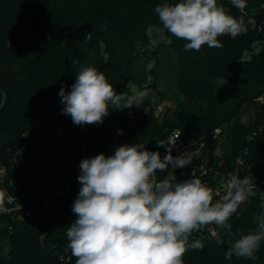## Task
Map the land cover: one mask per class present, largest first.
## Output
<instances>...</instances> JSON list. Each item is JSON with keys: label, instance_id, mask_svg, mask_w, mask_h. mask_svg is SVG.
Listing matches in <instances>:
<instances>
[{"label": "trees", "instance_id": "obj_1", "mask_svg": "<svg viewBox=\"0 0 264 264\" xmlns=\"http://www.w3.org/2000/svg\"><path fill=\"white\" fill-rule=\"evenodd\" d=\"M166 2L179 0H0V76L7 77L5 82L0 78L6 94L0 112V165L6 167V188L12 194L47 191L50 181L45 172L63 184L76 180L82 159L101 153L113 155L124 144L143 143L163 158L167 149L157 147V141L169 147L168 133L173 128L181 129L185 141L211 162L207 175L196 176L214 190V202L215 174L229 171L243 175L236 164L239 155L257 176H264V103L257 100L264 95V11L256 15L250 10L264 0H248L243 12L236 10L230 0H218L230 15H243L245 22L254 19L255 27L248 25L247 32L235 39L219 36L222 48L204 45L195 51L205 88L195 85L194 79L184 82V75L180 76L177 87L183 100L166 111L161 121L154 117L148 96L140 104L139 113L134 112L135 106L123 110L110 107L101 125L78 126L62 114L64 105L58 93L61 87L71 91L80 65L103 71L117 93L127 91L129 81L146 91L155 87L163 47L178 54L183 64L181 74L189 69L190 53L183 48L186 41L163 30L154 10ZM101 41L109 57L107 62L101 55ZM35 45L40 47L34 56L33 73L16 79L17 73L10 69ZM145 53L155 57L145 66L146 82L139 77L136 64ZM74 60L80 65L73 64ZM223 81L238 88L218 91L217 84ZM244 103L254 111L245 123L238 118ZM216 129L221 130L218 135ZM120 130L123 134H118ZM26 131L40 134L23 147ZM225 134L229 149L218 157L214 149ZM18 163L25 169L15 167ZM38 163H43L44 171L31 168ZM165 178L166 174L160 173L157 179ZM3 192L0 187V198ZM78 193L55 199L49 208L34 211L23 221L17 215H1L0 241H8L9 246L0 255V264H76L67 247L66 231L76 219L72 206ZM262 213L264 200L261 193L255 192L229 220L233 240L219 234L224 243L217 245L211 236L202 250H188L182 257L183 264H264V241L255 261L235 256L225 259V252L240 233L255 231L254 217ZM201 231L206 232L207 226L193 232L190 241Z\"/></svg>", "mask_w": 264, "mask_h": 264}, {"label": "clouds", "instance_id": "obj_2", "mask_svg": "<svg viewBox=\"0 0 264 264\" xmlns=\"http://www.w3.org/2000/svg\"><path fill=\"white\" fill-rule=\"evenodd\" d=\"M243 11L247 0H230ZM163 30L183 39L185 51H200L202 46L222 48L221 35L235 39L255 27V20L230 15L218 0H179L155 7ZM105 45L101 55L107 62ZM80 65L78 60L72 61ZM151 67V65H149ZM127 91L117 93L103 71L80 65L71 91L60 88L64 105L62 114L78 126L101 125L109 108L127 109L140 104L147 96L144 88L132 81ZM118 134H123L122 130ZM176 141L173 142V145ZM157 147L167 149L163 158L143 143L124 144L113 155L101 153L81 160L78 196L72 206L75 221L67 227V247L76 264H183L188 250H202L200 239L190 241L193 232L210 224L231 230L230 218L249 196L255 195L252 180L229 173L227 191L214 202V190L194 173L185 181L175 176L158 180L157 172L182 168L191 161L185 154L174 157L163 141ZM256 187V186H255ZM264 200V192H261ZM0 206V212H4ZM255 231L240 233L225 259L233 256L255 261L264 241V213L254 217ZM217 245L224 241L212 233Z\"/></svg>", "mask_w": 264, "mask_h": 264}, {"label": "built area", "instance_id": "obj_3", "mask_svg": "<svg viewBox=\"0 0 264 264\" xmlns=\"http://www.w3.org/2000/svg\"><path fill=\"white\" fill-rule=\"evenodd\" d=\"M259 102L264 103V95H261L258 99ZM167 111V106L165 103L158 104L153 106L152 113L154 117L158 120H162L164 114ZM134 112L139 113L140 107H134ZM221 132L220 129L215 130V134L218 135ZM40 134L39 131L32 133L31 131H26L24 135H22V144L23 147L29 142ZM175 144L173 145V142ZM168 143L169 147L171 148V154L176 157L182 154H185L187 158L190 159V163L182 168L172 169L171 165L169 169L164 172H157V178L160 173H165L167 178H171L172 176L176 177V180L185 181L192 177L193 173L195 175L205 176L211 170L206 163L205 159L202 157L201 150L196 149L194 150L190 144H188L183 136V132L179 128H173L168 133ZM22 147V148H23ZM22 148L18 151L20 152ZM43 156L45 157L46 154L44 153ZM13 160H16V155L13 157ZM43 163L45 160L43 159ZM43 163L36 164V167L31 166V168H35L38 171H44ZM236 164L238 167L243 171V175L239 176L240 178L247 177L249 180H252L255 184L253 187V191L257 193L264 192V176L259 177L253 171V168L246 164L243 155H239L236 158ZM80 165V164H79ZM15 167H21L25 169V165L20 163L15 164ZM229 171L217 173L215 174L214 180L216 184L215 194L216 200L222 199L223 195L227 191V181L229 179ZM44 176L47 180L50 181V188L45 192H25L20 196H15L6 188V167L0 165V187L4 191L2 197L0 198V206H2L6 211L0 212V216L4 214H13L17 215L18 220H25L27 218H31L34 211L42 210L49 208L51 203L55 199H62L70 196L74 192H79L81 188V184L78 182V179H69L66 183H62L59 179L52 176L47 172L44 173ZM11 184V182H10ZM215 200V201H216ZM216 225L209 229V233L212 235L213 232H218Z\"/></svg>", "mask_w": 264, "mask_h": 264}, {"label": "rangeland", "instance_id": "obj_4", "mask_svg": "<svg viewBox=\"0 0 264 264\" xmlns=\"http://www.w3.org/2000/svg\"><path fill=\"white\" fill-rule=\"evenodd\" d=\"M250 10H252V12L256 15L262 13L264 11V3H259L254 7H252ZM39 47H40L39 45H35L32 46L30 49H28L26 52H24L20 60L14 65L12 69H10L11 72L15 71V73H17L16 79L23 78L24 76L33 73L34 70L33 60H34V56L37 54L39 50ZM189 53H190L189 61H191L190 67L187 70L185 69V71L182 72L181 74V68L183 67V64L181 65L182 62L178 54L175 51H173L171 48H164V47L161 48L158 56L157 77H155V81H156L155 84L157 85L155 87L151 86L147 89V96L150 98L152 106L165 103L168 112L169 110H173L176 107V105H178L183 100L182 92L177 87L178 80L180 79V76L182 77V75H184L183 77H185L184 82L188 83L191 79H194L196 81L195 85H197L200 89L205 88L206 84L203 79L204 73L202 66L196 63L197 59H196L195 51L192 50L189 51ZM154 59L155 57L153 55H151L150 53H145L139 56L136 62L138 66L139 77L143 80L145 79L144 82H146L145 66L150 60H154ZM0 78L4 82L5 80H7V77L5 75L0 76ZM236 87L238 88L236 84H232L231 82L228 81H223L217 84L218 91L220 90V88H224V89L226 88L225 90L231 92ZM253 112L254 111L252 107L248 103H244L241 106V110L238 115V118L243 123L248 122ZM228 130H230V128H228ZM226 136L227 134H225L222 137V139L217 143L214 149V154L218 157H222L224 153L229 149L228 148L229 139ZM205 163L210 168L211 162L205 160ZM248 199L249 197L247 198L246 201H248ZM246 201L242 204L245 205ZM214 225L215 224L208 225L206 232L204 233L202 231L199 232V234L193 237L192 240L200 239L203 242V244L206 243V241L211 237V234L209 233V229ZM2 227L3 225L0 223V228ZM203 228L204 227H202L201 229ZM218 231L219 234L226 235L229 241L233 240L234 236L231 231L227 229H219ZM8 246H9L8 241L4 239L0 241V255L4 254V251L7 249Z\"/></svg>", "mask_w": 264, "mask_h": 264}, {"label": "water", "instance_id": "obj_5", "mask_svg": "<svg viewBox=\"0 0 264 264\" xmlns=\"http://www.w3.org/2000/svg\"><path fill=\"white\" fill-rule=\"evenodd\" d=\"M5 102H6V94L5 91L0 86V112L4 108Z\"/></svg>", "mask_w": 264, "mask_h": 264}]
</instances>
